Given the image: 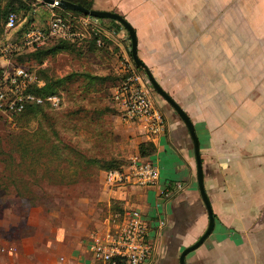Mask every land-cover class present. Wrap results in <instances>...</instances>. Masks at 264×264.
Returning <instances> with one entry per match:
<instances>
[{
  "label": "crops",
  "instance_id": "crops-1",
  "mask_svg": "<svg viewBox=\"0 0 264 264\" xmlns=\"http://www.w3.org/2000/svg\"><path fill=\"white\" fill-rule=\"evenodd\" d=\"M229 1L92 4L118 11L133 24L139 56L195 126L215 224L186 254V264H264V0ZM231 18L233 23H227ZM159 106L167 120L166 129L153 139L159 181L130 188L125 203L130 200L149 223L156 245L152 264H179L182 248L206 228L207 213L187 129L166 103ZM138 127L143 139H150ZM161 218L165 222L158 226ZM29 221L17 220L14 227L25 228ZM1 228H6L4 220ZM50 232L63 235L54 244H65L64 224ZM72 240L74 248L81 246L78 235Z\"/></svg>",
  "mask_w": 264,
  "mask_h": 264
},
{
  "label": "rangeland",
  "instance_id": "rangeland-1",
  "mask_svg": "<svg viewBox=\"0 0 264 264\" xmlns=\"http://www.w3.org/2000/svg\"><path fill=\"white\" fill-rule=\"evenodd\" d=\"M9 1L0 0V63L7 59L0 76L15 65L26 66L43 84V91L57 92L63 101L58 108L0 113V220L6 226L0 231V248H5L0 249V264H75L73 259L85 258L81 246L87 245L93 231L136 207L125 202L128 190L137 185H108L104 171L133 158H146L158 167L157 148L150 155L139 152L142 121L123 118L112 97L117 84L130 77L136 80L142 72L131 59L129 37L119 22L93 19L41 0L26 1L29 9L19 7V0L8 7ZM224 8L227 11L228 6ZM11 11L17 22L7 26ZM53 15L62 16L76 33L49 37L33 48L23 46L25 23L30 20L43 27ZM58 41L62 47L42 53ZM143 81L156 104L163 105L164 100ZM167 108L172 109L168 104ZM17 220L30 221L17 228ZM62 224L68 237L64 236L65 244H54L57 238L63 241V235L50 229ZM77 235L81 246L74 248L72 239Z\"/></svg>",
  "mask_w": 264,
  "mask_h": 264
},
{
  "label": "built area",
  "instance_id": "built-area-1",
  "mask_svg": "<svg viewBox=\"0 0 264 264\" xmlns=\"http://www.w3.org/2000/svg\"><path fill=\"white\" fill-rule=\"evenodd\" d=\"M17 14L13 11L6 18L7 26H14ZM76 32L60 15L51 16L47 24L38 26L30 22L22 32L23 46H39L49 37H70ZM143 75L123 79L113 90L112 97L120 109L122 117L128 121H142L145 134L153 140L167 127V120L156 104ZM40 80L23 65H15L7 74L0 76V113H17L28 102L48 103L54 108L61 106L63 97L57 92L39 95L29 89ZM145 159V160H143ZM158 167L146 158H133L128 164L104 171V180L114 186H154L159 181ZM182 185L178 183L177 188ZM165 220H158L162 226ZM149 223L136 207L123 211L118 220L107 224L104 229L93 231L87 240L86 256L76 264H152L156 253L155 241L149 234ZM1 251L5 248L1 247ZM13 252L12 248L6 249Z\"/></svg>",
  "mask_w": 264,
  "mask_h": 264
},
{
  "label": "water",
  "instance_id": "water-1",
  "mask_svg": "<svg viewBox=\"0 0 264 264\" xmlns=\"http://www.w3.org/2000/svg\"><path fill=\"white\" fill-rule=\"evenodd\" d=\"M41 1L48 4L58 5L63 8L77 10L82 14L91 15L93 19L110 18L119 22L125 28L128 34L129 44L127 49L134 65L137 68L141 69L142 75L144 76L146 82L153 87V89L156 91L159 97L162 100H164L166 105L167 104L170 105V107L178 114L183 124L185 125L192 144L193 158L195 162V177H196L197 189L207 213L206 228L203 230L201 234H199L196 237V239L192 243L184 246L178 255L179 264H186V254L189 251L197 248L207 238V236L213 230L215 224V216L213 213L210 197L205 186L203 163L200 157L199 138L191 118L189 117L188 113L184 110V108L157 81L149 66L139 56L138 37H137L136 29L125 15H123L118 11L110 10V9H102V8H94V7L88 8L85 5H83L81 2H73L70 0H41Z\"/></svg>",
  "mask_w": 264,
  "mask_h": 264
},
{
  "label": "trees",
  "instance_id": "trees-1",
  "mask_svg": "<svg viewBox=\"0 0 264 264\" xmlns=\"http://www.w3.org/2000/svg\"><path fill=\"white\" fill-rule=\"evenodd\" d=\"M14 1L15 0H10L8 2L7 6L8 7H11L14 4ZM19 1L21 2L19 4V7H25L26 9H29L30 8L29 5L25 4L26 1H29V0H19ZM70 1H73V2H81L83 5H85L88 8H91L92 7V4H93V0H70ZM60 8H62V7H60ZM62 9L63 10H67V11H72V12L77 13V14H81V12H79L77 10H72V9H68V8H62ZM110 20L116 22V20H114V19H110ZM30 22H32V21L28 20L25 23L24 27L21 28L22 29V32L29 26ZM56 38L62 39L63 37H56ZM60 41H58V43H56L55 45H53L51 48H49L47 50H42V53H46V52H50V51L59 49L60 47H62V44L60 43ZM33 47H31V48H33ZM42 85L43 84H41V85L34 84L32 86L30 85L31 87H29V89L32 90L33 92L39 94V95H44V94L53 92V91H43L41 89L42 88L41 87ZM42 106H47V107L54 108L51 105H49L48 103L28 102L26 104L25 108L20 113L25 112V111L30 110V109H33V108L42 107ZM138 148H139L140 154H148V155H150L155 150L156 146H155V142L152 139H148V140H144L143 142H140ZM114 168H118V167H114ZM107 169H110V168H107Z\"/></svg>",
  "mask_w": 264,
  "mask_h": 264
}]
</instances>
